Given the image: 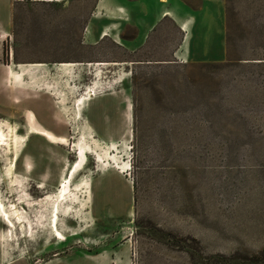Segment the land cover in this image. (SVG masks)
Segmentation results:
<instances>
[{"label":"rangeland","instance_id":"1","mask_svg":"<svg viewBox=\"0 0 264 264\" xmlns=\"http://www.w3.org/2000/svg\"><path fill=\"white\" fill-rule=\"evenodd\" d=\"M217 2L223 60L183 63L169 55L178 40L166 31L138 55L114 43L118 31L88 46L89 25L110 23L108 0H0V264L94 254L127 240L130 264H264V0ZM90 58L111 60L100 67L99 94L125 102L117 150L86 129L67 142L31 112L24 125L29 97L59 111L63 124L77 97L79 117L97 94L83 86L99 67L77 68L74 81L77 64L62 62ZM73 82L79 90L69 96ZM9 83L58 94H12ZM106 168L133 187L129 218L96 217L86 197Z\"/></svg>","mask_w":264,"mask_h":264},{"label":"crops","instance_id":"2","mask_svg":"<svg viewBox=\"0 0 264 264\" xmlns=\"http://www.w3.org/2000/svg\"><path fill=\"white\" fill-rule=\"evenodd\" d=\"M195 1L198 3L193 6V3L188 0H108L109 9L106 8L104 15L108 17L110 23L108 25H100L98 23L90 24L87 35L85 36V43L88 46H97L99 43L101 44L106 41L107 37L113 32L118 31V33H114V43L124 52L138 55L144 47L146 48L148 42L164 37L166 31L171 32L178 40L169 54L172 59L182 61L183 63L204 60L221 61L224 57L225 41L222 12L218 6V0ZM113 20L120 21L124 24L127 31L132 32V35L130 37H124V29L119 28L118 30L120 22L116 23ZM105 32L108 33L107 36H103ZM160 61L168 62L170 59H162ZM109 62L111 60L107 61V59L97 58L62 62L77 64L73 70L74 81L77 68L81 66L91 68L93 64L98 65L99 68L92 72L94 79L90 83L92 86H83V90L89 89L90 87L95 88L97 94L85 103L79 117L75 115L77 112L74 105L76 97L73 100L70 123L67 120L66 124L55 120V114L59 111L57 112V110L52 108L47 109L43 104L40 105L37 101L29 97L25 101V105L29 109H26L22 114L24 125L26 124L25 113L31 112L37 117V120L44 128L57 137L65 138L67 142L70 139L75 140V137L73 138L70 134L77 132L79 135L83 129H86V131L89 130L93 133L96 141L104 145L114 143L113 149L117 150V140L121 139L120 137L124 132V125L121 119L118 118V113L120 110L125 109V102L121 99L119 100V98H115L114 93L99 94V89L104 86L101 74L102 68L100 67L107 65ZM119 62H126V60L120 59ZM60 64H57V66ZM7 65L14 66L15 64ZM10 89L12 94L16 90L20 92H43V94H48L49 96L58 94H54V91L52 93L32 91L28 88L11 87V85ZM75 89L74 93L69 96H73L79 90V87L76 85ZM66 95L65 97L67 99ZM58 99L60 100L59 96ZM113 103H117L114 108L112 107ZM19 131L20 134H24L26 127L24 133H21V130ZM71 166L72 164L70 163L69 168ZM111 169L106 168L98 172L99 174L96 177H91L90 198L89 196L86 197H88L90 203L93 200V211L96 217L107 219L129 218L134 210L133 187L123 173H115ZM91 216L94 220V216L92 214ZM89 220L93 221L90 218ZM131 253L132 242L127 240L116 247H112L111 245L103 247L94 254L74 253L70 257L52 258L41 264H130ZM6 264L12 263L8 261Z\"/></svg>","mask_w":264,"mask_h":264},{"label":"bare ground","instance_id":"3","mask_svg":"<svg viewBox=\"0 0 264 264\" xmlns=\"http://www.w3.org/2000/svg\"><path fill=\"white\" fill-rule=\"evenodd\" d=\"M90 95L93 96L94 93L90 92ZM6 144L7 143L5 142V138L2 135H0V146L6 145ZM75 171H76V166L72 169V172H75ZM58 215H59V207H58V205H54L53 210H52V219H51V224H52V228H53L54 231L57 230L56 222H57ZM2 218H3V221L6 224H12V220H10V218H9L7 213H5L2 216Z\"/></svg>","mask_w":264,"mask_h":264}]
</instances>
